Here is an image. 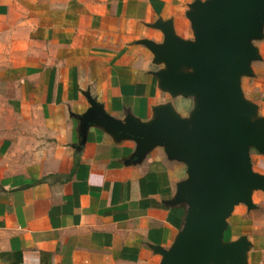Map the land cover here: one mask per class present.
I'll list each match as a JSON object with an SVG mask.
<instances>
[{
  "label": "crops",
  "instance_id": "1",
  "mask_svg": "<svg viewBox=\"0 0 264 264\" xmlns=\"http://www.w3.org/2000/svg\"><path fill=\"white\" fill-rule=\"evenodd\" d=\"M208 0H0V264H162L188 215L178 204L188 166L98 120L151 124L171 107L191 120L194 97L174 96L145 41L164 45L160 24L195 41L188 15ZM264 34V31H263ZM241 78L264 118V37ZM264 177V154L251 149ZM235 207L226 243L246 239V264H264V191Z\"/></svg>",
  "mask_w": 264,
  "mask_h": 264
},
{
  "label": "water",
  "instance_id": "2",
  "mask_svg": "<svg viewBox=\"0 0 264 264\" xmlns=\"http://www.w3.org/2000/svg\"><path fill=\"white\" fill-rule=\"evenodd\" d=\"M192 9L195 41L160 24L165 44L144 42L167 67L157 74L161 87L197 100L191 120L165 107L151 124L133 118L123 123L98 104L86 120L139 142L138 159L162 146L170 158L187 164L190 177L177 199L188 205L186 224L162 264H246V239L226 243L224 236L235 207L254 208L253 192L264 191V177L254 172L251 159V149L264 154V118L241 88V78L259 59L252 41L264 37V0L197 1Z\"/></svg>",
  "mask_w": 264,
  "mask_h": 264
},
{
  "label": "rangeland",
  "instance_id": "3",
  "mask_svg": "<svg viewBox=\"0 0 264 264\" xmlns=\"http://www.w3.org/2000/svg\"><path fill=\"white\" fill-rule=\"evenodd\" d=\"M227 237H228V235H225V236H224V240H225Z\"/></svg>",
  "mask_w": 264,
  "mask_h": 264
}]
</instances>
